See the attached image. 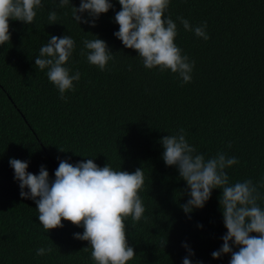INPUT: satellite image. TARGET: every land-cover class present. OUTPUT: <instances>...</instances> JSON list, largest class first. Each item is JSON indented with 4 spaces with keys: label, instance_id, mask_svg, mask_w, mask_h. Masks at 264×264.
<instances>
[{
    "label": "trees",
    "instance_id": "trees-1",
    "mask_svg": "<svg viewBox=\"0 0 264 264\" xmlns=\"http://www.w3.org/2000/svg\"><path fill=\"white\" fill-rule=\"evenodd\" d=\"M111 2L113 9L95 27L74 20L72 5L79 7L80 0L64 8L59 0H42L31 25L9 21L11 41L0 47V264H94L91 249H84L88 243L74 238L82 227L63 221L62 228L44 231L35 202L20 196L11 158L28 162L33 174L46 166L50 179L63 159L75 164L92 158L128 172L142 168L145 213L135 226L131 217L125 221L136 253L128 264H182L184 243L195 253L193 264H229L231 254L211 256L227 231L220 190L189 218L180 207L189 198L186 182L165 165L159 141L183 128L206 159L220 151L238 159L226 169L230 183L264 182V0H170L165 18L177 24L175 43L195 61L186 84L170 71L146 69L138 53L123 46L114 36L121 6ZM53 10L56 24L49 25ZM177 17L194 27L206 21L210 39L186 32ZM52 35L75 41L66 66L81 76L66 101L47 70L34 63ZM95 36L113 53L104 71L80 55L83 41ZM259 191L264 195V187ZM258 203L264 208V200ZM41 247L53 251L37 256Z\"/></svg>",
    "mask_w": 264,
    "mask_h": 264
},
{
    "label": "clouds",
    "instance_id": "clouds-1",
    "mask_svg": "<svg viewBox=\"0 0 264 264\" xmlns=\"http://www.w3.org/2000/svg\"><path fill=\"white\" fill-rule=\"evenodd\" d=\"M118 3L121 7L114 22L119 30L114 36L123 46L136 51L146 69L170 71L182 84L191 82L195 61L184 55L175 43L176 22L170 15L165 18L170 0H118ZM68 5L69 0H59L60 8ZM42 6V0H0V47L11 41L10 20L31 25L36 10ZM113 7L111 0H80L79 7L72 5V16L79 25L95 27L99 17ZM177 19L186 32H193L205 41L210 39L206 21L194 27L183 17ZM48 20L49 25L56 24V11L49 12ZM95 37L83 41L80 55L104 71L113 53L106 41ZM74 49L71 36L52 35L34 59L39 70H47L48 81L65 101V93L74 91V82L81 76L78 70L70 74L71 69L66 66ZM159 143L165 165L175 167L179 178L186 182L189 198L180 207L189 218L194 210L205 206L214 189L221 192L219 208L227 231L221 237V247L211 253L212 258L231 254L229 264H264V208L258 203L264 200L259 191L264 182L257 185L248 179L230 183L226 169L238 164V159L223 151L206 159L188 143L183 128L175 135L163 136ZM9 165L14 170L21 198L35 202L39 222L46 233L62 228L63 221L82 227L83 233H74V238L88 243L84 249H91L94 264H128L135 257L134 248L128 243L125 221L131 217L135 226L145 213L139 194L144 185L142 168L128 172L114 170L108 163L101 167L92 158L75 164L63 159L54 172V179H50L44 165L38 174L27 171L28 162L20 159L11 158ZM182 246L188 253L182 264H193L190 257L195 255L194 251L187 243ZM52 251L51 247H41L36 255L44 256Z\"/></svg>",
    "mask_w": 264,
    "mask_h": 264
}]
</instances>
